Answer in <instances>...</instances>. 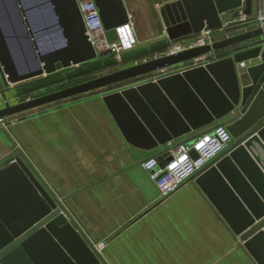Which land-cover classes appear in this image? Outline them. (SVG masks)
<instances>
[{
	"label": "water",
	"instance_id": "obj_1",
	"mask_svg": "<svg viewBox=\"0 0 264 264\" xmlns=\"http://www.w3.org/2000/svg\"><path fill=\"white\" fill-rule=\"evenodd\" d=\"M3 0L0 12L3 15ZM26 44L33 55L30 64L17 63L7 22L0 20V90L7 75L11 83L78 66L113 55L98 52L89 39L77 0H13ZM109 41H120L118 28L129 22L123 0H94ZM40 5H44L41 7ZM264 0H176L161 7L165 32L139 41L135 37L127 52L167 40L220 29L226 18H251ZM62 40L57 46L42 45V31L52 25ZM4 16V15H3ZM40 16V18H39ZM42 21L32 26L31 20ZM42 29L41 31H39ZM48 31V32H47ZM262 38L264 26L231 35L212 46L163 55L95 78L0 108V120L88 92L116 85L103 99L127 141L153 150L166 146L202 127L226 119L234 144L203 173L196 175L202 189L224 221L231 227L258 264H264V42L254 47L228 51L208 64L163 77L156 82L127 86L159 68L177 64L215 50H229L249 40ZM40 41V42H39ZM15 43V44H16ZM13 44V45H15ZM242 61L252 62L238 69ZM195 154V153H194ZM164 165L170 151L162 155ZM14 221V222H13ZM0 264H102L101 259L63 206L21 158L0 171Z\"/></svg>",
	"mask_w": 264,
	"mask_h": 264
},
{
	"label": "crops",
	"instance_id": "obj_2",
	"mask_svg": "<svg viewBox=\"0 0 264 264\" xmlns=\"http://www.w3.org/2000/svg\"><path fill=\"white\" fill-rule=\"evenodd\" d=\"M123 1L129 13V22L123 26H162L153 31L154 38L165 32L161 7L176 0ZM46 18L49 21V15ZM240 20L241 30L238 26L230 30L252 29V24L245 26ZM236 33L228 30L229 36ZM170 42L155 44L153 50L142 48L136 55L154 58ZM227 51H220L223 57ZM110 58L119 60L114 55ZM251 63L256 62H246ZM238 69L246 67L238 64ZM60 71L48 76H58ZM121 87L88 92L11 117L6 126H0V171L21 157L92 248L96 242H107L97 254L102 264H258L195 179L163 197L143 167L151 156L163 163V153L216 123L157 149L139 148L127 141L103 99L106 92Z\"/></svg>",
	"mask_w": 264,
	"mask_h": 264
},
{
	"label": "built area",
	"instance_id": "obj_3",
	"mask_svg": "<svg viewBox=\"0 0 264 264\" xmlns=\"http://www.w3.org/2000/svg\"><path fill=\"white\" fill-rule=\"evenodd\" d=\"M77 1L89 39L95 46L96 50L101 52L112 49L113 55L116 56L117 59H120L121 55L119 52L133 46L135 42V35L133 34L134 39L133 37H130L128 46H125V42L122 37H120V41L117 42L109 41L106 36V30L96 2L94 0ZM242 19L245 23L252 24V28L264 26L263 5L260 6L259 11L253 17ZM238 21L241 20H230V18H226L220 29H207L197 34L172 40L162 54L160 53L159 55H155L154 58L163 55L178 54L197 47L208 45L212 46L216 41L229 37L228 30L239 25L240 22ZM124 27L127 26L118 28L119 35H121L120 32ZM217 31H220L221 33L218 34ZM126 38H128L127 35ZM219 51L220 50L211 49L209 52L189 60L159 68L144 77L131 80L134 82L129 83L127 86L142 82H156L163 77L183 73L189 69L201 66L206 67L208 64L223 58L224 53L222 54ZM239 66L241 68H245L247 67V64L245 61H242L239 63ZM11 117L1 119L0 126H6L11 120ZM233 144L234 139L227 128V124L216 123L210 130L197 135L190 141L179 143L171 149V158L166 161L163 166L160 165L157 156H151L143 162V167L149 171L161 195L166 197L178 191L189 179H192L196 175L206 171L216 162V160L226 153L233 146ZM106 246V241H99L93 244V249L97 254H100Z\"/></svg>",
	"mask_w": 264,
	"mask_h": 264
},
{
	"label": "rangeland",
	"instance_id": "obj_4",
	"mask_svg": "<svg viewBox=\"0 0 264 264\" xmlns=\"http://www.w3.org/2000/svg\"><path fill=\"white\" fill-rule=\"evenodd\" d=\"M2 4H3V11H4L5 6H7V8L9 9V13L13 16V22L17 24V29H18V27L21 28V22L17 20L18 16H17L15 8H14V1L13 0H3ZM256 14H257V12H256ZM7 19H6L5 15L3 17V15L0 12V20L3 22V24L5 23V21L7 22ZM49 24L51 25L50 21H49ZM248 24H250V23H247L245 26H247ZM237 26H238V28H240V25H237ZM131 28L134 30V33L138 37L139 41H142L145 39L153 38V31L155 29L157 30V28H162V26H160V27L159 26H133ZM163 28H164V26H163ZM250 28H251V25H250ZM53 29L56 30V27H54ZM233 30L234 29H231L229 31L231 33H236ZM239 30H241V28ZM163 31H165V30H163ZM217 33L220 34L221 32L217 31ZM129 38H130V36H129ZM129 38H127L126 41H128ZM261 39L262 38H256L254 40H249V41L244 42L240 45L233 46L232 48L229 49V51L235 52V51L241 50V49L252 48L257 43L264 42V40H261ZM61 40L62 39L59 36H57V37L53 38L52 41H50V42L53 43L52 46H57L61 43ZM10 43H11V46L14 47V50H15V53L17 56V63H19V65H23L24 63L30 64L32 62L33 55H32L31 50H30L31 49L30 45L25 44V42H23V41H20L17 43L15 41H10ZM13 44H15V45H13ZM137 53H139V52L137 51L135 54L131 55L130 58H127L124 61H122V58H121L118 60L117 63H113L110 65H108V63L106 61L111 56H105L103 58L100 57L97 60H101L103 62L105 61V64H103L102 68H100L102 70L91 73L88 76H85V75L75 76V77L70 76L71 73L79 72V69H83V67L85 66L84 64L65 68V69L61 70L59 72V74H57L58 76L53 77L52 75L48 76L47 74H43V75L37 76L35 78H31V79H28V80H25L22 82H18V83H11L10 81H8V79H7L8 77L6 75L5 81H7V83L3 82V88H10V90L6 92V98L3 97L1 90H0V108L5 105L6 100L11 104L23 102V101H26L28 99H32V98H35V97H38L41 95H45V94L57 91L59 89H62V88H65V87H68V86H71V85H74V84L95 78L97 76L112 72L115 69H122V68L128 67L130 65L135 64V62H137V61H141V60L145 61V60H149V59L153 58V55H148V57H138V55H136ZM110 59H112V58H110ZM51 77H53V78H51ZM222 121L217 122V123H224Z\"/></svg>",
	"mask_w": 264,
	"mask_h": 264
},
{
	"label": "bare ground",
	"instance_id": "obj_5",
	"mask_svg": "<svg viewBox=\"0 0 264 264\" xmlns=\"http://www.w3.org/2000/svg\"><path fill=\"white\" fill-rule=\"evenodd\" d=\"M40 6L44 7V5H40ZM36 10H37V12H35V14H41L42 11L46 13V11H47V9L43 8V10H42L40 7H37ZM4 11H5L6 19L8 18L7 19V24L9 25V28H11L10 33H11L12 37L14 38L13 40H16L17 42L23 41L26 44L27 41L24 39L25 36H24V34H23V32H22L20 27H18V29H17V24L13 22V16L9 13V9L7 8V6H5ZM39 18H40V16H39ZM39 18L37 20H33L32 19L31 20V23H32L31 25L32 26H34V25L39 26L40 24H42V21H39ZM54 27L55 26L52 25V28L48 29L49 30L48 35H45V31L41 32L39 40L41 41L42 45L48 46L50 44V41H52L53 38L57 37L58 34L53 29ZM41 30L42 29H40L39 31H41ZM123 30H121V32H120V34H121L120 37L123 38V40L125 42V46H128V42L130 41L129 35H131L130 37H133V39H134L133 31H132L131 27H124ZM126 35L129 38L128 41H126L127 40V38H125Z\"/></svg>",
	"mask_w": 264,
	"mask_h": 264
},
{
	"label": "trees",
	"instance_id": "obj_6",
	"mask_svg": "<svg viewBox=\"0 0 264 264\" xmlns=\"http://www.w3.org/2000/svg\"><path fill=\"white\" fill-rule=\"evenodd\" d=\"M155 46L156 45L154 44V45H151L149 48H151L153 50V48H156ZM139 50L140 49L134 50V51H130V52H127V53H125L123 55H127V54H130L132 52L136 53V51H139ZM220 51H222V50H220ZM122 57H123L122 58L123 61L126 60V57H124V56H122ZM106 62L108 63V65L113 64V63H117L114 59H110V58ZM103 64H105V61L103 62L101 60H93V61L87 62V63L84 64L85 66L83 67V69H79V72H77L74 76H80L81 74H90V73H92V72H94L96 70H100V68H102ZM17 115H19V114H17Z\"/></svg>",
	"mask_w": 264,
	"mask_h": 264
}]
</instances>
